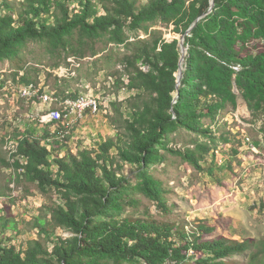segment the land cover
<instances>
[{
  "label": "trees",
  "instance_id": "1",
  "mask_svg": "<svg viewBox=\"0 0 264 264\" xmlns=\"http://www.w3.org/2000/svg\"><path fill=\"white\" fill-rule=\"evenodd\" d=\"M73 2L0 0V61L16 56L28 40L63 50L89 46L102 37L124 44L125 30H142L158 21L185 36L186 70L179 96L174 102L180 40L166 41L153 33L124 58L127 84L120 83L136 95L128 100L129 118L120 120L114 138L95 149L60 156L69 138L63 122L52 135L29 130L14 134L9 159L0 157L2 166L13 169L10 180L35 184L42 193L53 191L59 203L48 208V218L31 220L39 238L19 247L6 236L9 230L19 233L16 222L2 211L0 264H181L190 259L228 264L235 255L246 256L247 264H264V240L211 238L214 228L207 223L187 230L179 223L114 216L137 190L164 208L149 172L161 148L200 167L192 151L167 149V137L180 129L211 135L202 120L235 109L241 97L261 120L264 133V0H214L210 13L211 0ZM113 107L119 110L115 103ZM125 165L129 174L123 172ZM4 194L0 187V198ZM56 228L70 235L63 237Z\"/></svg>",
  "mask_w": 264,
  "mask_h": 264
},
{
  "label": "rangeland",
  "instance_id": "2",
  "mask_svg": "<svg viewBox=\"0 0 264 264\" xmlns=\"http://www.w3.org/2000/svg\"><path fill=\"white\" fill-rule=\"evenodd\" d=\"M77 2L74 0L73 6ZM172 30V26L156 21L147 23L142 30H125L124 44L102 37L89 46L75 45L66 50L34 40L19 46L16 56L0 61V157L9 159L16 146L14 134L25 130L37 136L45 131L54 134L56 126L41 122L48 113L64 115L62 124L69 138L60 156L68 151L76 154L95 149L101 141L114 138L117 126L122 124L120 120L129 118L128 100L136 95L120 83L127 84L124 58L153 33L161 34L166 41L179 39ZM85 102L90 106L86 107ZM93 103L98 105L96 112ZM202 127L211 135L180 129L166 139L167 149L196 154L199 168L163 148L159 161L149 167L164 208L137 190L114 216L179 223L187 230L207 223L214 228L211 238L264 240L261 120L251 115L244 101L237 100L235 109H226L213 120L204 118ZM123 172L129 174L127 165ZM13 174L12 168L0 163V187L6 194L0 198V215L3 210L9 212L16 222L19 233L9 230L6 236L19 247L27 240L39 238L31 220L48 218V208L59 200L55 192L42 193L35 184H15L10 180ZM8 187L12 191L8 192ZM55 232L63 237L70 235L58 228ZM228 260V264H247L246 256L235 255ZM181 264L196 263L190 259Z\"/></svg>",
  "mask_w": 264,
  "mask_h": 264
},
{
  "label": "water",
  "instance_id": "3",
  "mask_svg": "<svg viewBox=\"0 0 264 264\" xmlns=\"http://www.w3.org/2000/svg\"><path fill=\"white\" fill-rule=\"evenodd\" d=\"M214 7V0H211V4H210V8L208 13H210L213 10ZM207 15V14H206ZM205 15H202L201 17H199L193 24L192 26L187 30L186 35L190 33V31L196 26V24L199 22L200 19H202ZM180 40V50H181V56L178 62V70L175 74L176 77V93H175V99L174 102L177 100L178 96H179V89L181 86V82L183 80L184 77V72L186 70V66H185V58L187 55V48L184 46V41H185V36H182L179 38ZM234 93L236 95H238V90L236 88V86L234 85V89H233ZM244 101L241 97L238 98V103Z\"/></svg>",
  "mask_w": 264,
  "mask_h": 264
},
{
  "label": "built area",
  "instance_id": "4",
  "mask_svg": "<svg viewBox=\"0 0 264 264\" xmlns=\"http://www.w3.org/2000/svg\"><path fill=\"white\" fill-rule=\"evenodd\" d=\"M85 105H89L88 102H85ZM90 106V105H89ZM81 106H78V110L80 109ZM91 110V108H90ZM62 116H55L52 115V113H48L47 115H45L44 117H41V122L42 123H52L54 126H56L58 123H62Z\"/></svg>",
  "mask_w": 264,
  "mask_h": 264
},
{
  "label": "bare ground",
  "instance_id": "5",
  "mask_svg": "<svg viewBox=\"0 0 264 264\" xmlns=\"http://www.w3.org/2000/svg\"><path fill=\"white\" fill-rule=\"evenodd\" d=\"M82 102H83V100H82ZM88 105H86V107H87ZM93 106H94V112H96L97 110H98V105L96 104V103H93ZM85 107V108H86ZM81 115V114H80Z\"/></svg>",
  "mask_w": 264,
  "mask_h": 264
}]
</instances>
